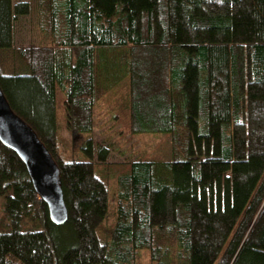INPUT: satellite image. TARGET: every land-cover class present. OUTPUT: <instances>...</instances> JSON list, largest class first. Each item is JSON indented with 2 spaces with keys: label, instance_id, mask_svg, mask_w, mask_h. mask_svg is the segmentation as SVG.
<instances>
[{
  "label": "trees",
  "instance_id": "16d2710c",
  "mask_svg": "<svg viewBox=\"0 0 264 264\" xmlns=\"http://www.w3.org/2000/svg\"><path fill=\"white\" fill-rule=\"evenodd\" d=\"M23 19L38 44H14ZM119 80L134 130L172 150L130 162L111 199L93 171L107 148L87 138L89 161L61 158L55 96L91 135ZM0 89L57 164L67 209L52 224L0 143V264H264V0H0Z\"/></svg>",
  "mask_w": 264,
  "mask_h": 264
},
{
  "label": "rangeland",
  "instance_id": "374dc122",
  "mask_svg": "<svg viewBox=\"0 0 264 264\" xmlns=\"http://www.w3.org/2000/svg\"><path fill=\"white\" fill-rule=\"evenodd\" d=\"M38 30L30 27L28 20L23 19L14 26V44L20 47H28L38 44ZM37 38V43L35 39ZM107 92H100L94 106V126L91 135L80 134L66 118V96L57 90L55 96L57 143L58 152L64 161L77 159L89 161L82 151L87 138H92L95 150L107 148L109 155L107 164H94V175L106 186L108 196L115 199L118 194V179L120 176L130 173V162H166L171 158L172 145L169 136L161 133H150L144 130H134L129 117V91L128 83L119 80L112 85ZM111 85V86H112ZM0 198V231L4 230L2 219L4 211ZM113 202L110 212L104 220L106 227L113 224ZM141 264H148V257L141 255Z\"/></svg>",
  "mask_w": 264,
  "mask_h": 264
},
{
  "label": "water",
  "instance_id": "95a60500",
  "mask_svg": "<svg viewBox=\"0 0 264 264\" xmlns=\"http://www.w3.org/2000/svg\"><path fill=\"white\" fill-rule=\"evenodd\" d=\"M0 143L23 163L34 192L47 207L52 224L67 220L60 172L36 133L12 110L0 89Z\"/></svg>",
  "mask_w": 264,
  "mask_h": 264
},
{
  "label": "crops",
  "instance_id": "0c3cea01",
  "mask_svg": "<svg viewBox=\"0 0 264 264\" xmlns=\"http://www.w3.org/2000/svg\"><path fill=\"white\" fill-rule=\"evenodd\" d=\"M129 117H130V113H129ZM130 124L132 125L131 119H130Z\"/></svg>",
  "mask_w": 264,
  "mask_h": 264
}]
</instances>
